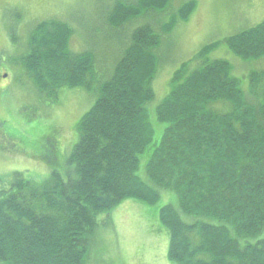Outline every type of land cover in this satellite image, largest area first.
<instances>
[{"label": "trees", "instance_id": "16d2710c", "mask_svg": "<svg viewBox=\"0 0 264 264\" xmlns=\"http://www.w3.org/2000/svg\"><path fill=\"white\" fill-rule=\"evenodd\" d=\"M134 1H115L107 24L121 28L149 13L164 16L169 2ZM170 20L134 26L111 76L76 123L68 176L52 171L38 183L20 172L0 177V264H86L98 215L126 200L153 205L162 191L176 196L156 215L168 235L169 261L264 264V69L250 70L243 87L230 62L207 60L220 42L202 47L191 60L196 67L181 64L153 109L164 125L154 140L146 108ZM68 26L56 19L36 23L23 52L5 59L21 67L41 98L74 87L89 92L94 82L95 57L70 50ZM15 31L14 24L10 38ZM222 44L243 63L264 60V20ZM46 141L48 158H40L49 163L57 155L54 139ZM143 153L146 179L136 175Z\"/></svg>", "mask_w": 264, "mask_h": 264}, {"label": "rangeland", "instance_id": "374dc122", "mask_svg": "<svg viewBox=\"0 0 264 264\" xmlns=\"http://www.w3.org/2000/svg\"><path fill=\"white\" fill-rule=\"evenodd\" d=\"M115 1L135 3L134 0H0V177L3 180H8L14 172L36 183L48 178L52 171L62 178L68 176L72 168L68 157L77 142L76 123L95 101L99 84L111 76L119 53L138 23L154 20L165 23L173 19L169 35L162 37L159 46V66L152 80L154 98L146 108L149 122L155 128L154 140H159L164 125L155 122L153 109L165 97L168 82L181 64L189 63L187 71L196 67L197 62L191 60L202 47L220 42L207 54V60L230 62L232 73L243 87L248 83L250 70L264 69V60L243 63L233 58L222 44L224 38L264 20V0H169L164 16L149 13L152 17L138 18L121 28L107 24V12ZM47 19L62 21L72 28L68 41L72 52L87 51L95 57L94 82L89 92L74 87L41 98L26 75L19 74L21 67L5 63L6 58L10 61L23 52L30 29ZM3 21L10 29L15 24L14 38L3 40ZM13 63L18 65L15 60ZM47 137L54 139L52 146L57 156L56 160L44 163L45 159L40 157L48 158ZM31 154L39 160L29 157ZM146 161V153L141 154L136 175L142 179H146ZM172 198L176 199L173 192L162 191L153 205L126 200L110 213L98 215L86 264H177L167 258L166 232L156 216L159 208L172 203ZM182 218L185 222L189 220Z\"/></svg>", "mask_w": 264, "mask_h": 264}, {"label": "bare ground", "instance_id": "6f19581e", "mask_svg": "<svg viewBox=\"0 0 264 264\" xmlns=\"http://www.w3.org/2000/svg\"><path fill=\"white\" fill-rule=\"evenodd\" d=\"M7 183H9V182H7ZM6 184V183H5ZM189 221V220H188ZM256 242V241H255Z\"/></svg>", "mask_w": 264, "mask_h": 264}, {"label": "flooded vegetation", "instance_id": "af4514ba", "mask_svg": "<svg viewBox=\"0 0 264 264\" xmlns=\"http://www.w3.org/2000/svg\"><path fill=\"white\" fill-rule=\"evenodd\" d=\"M5 38H3V40H4ZM1 51V50H0Z\"/></svg>", "mask_w": 264, "mask_h": 264}]
</instances>
